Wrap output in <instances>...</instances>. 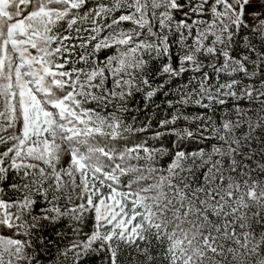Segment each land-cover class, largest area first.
Instances as JSON below:
<instances>
[{"label": "snow or ice", "instance_id": "snow-or-ice-1", "mask_svg": "<svg viewBox=\"0 0 264 264\" xmlns=\"http://www.w3.org/2000/svg\"><path fill=\"white\" fill-rule=\"evenodd\" d=\"M0 264H264V0H0Z\"/></svg>", "mask_w": 264, "mask_h": 264}]
</instances>
